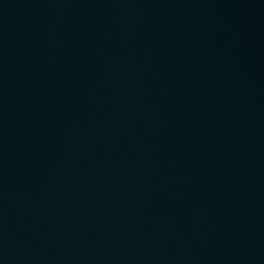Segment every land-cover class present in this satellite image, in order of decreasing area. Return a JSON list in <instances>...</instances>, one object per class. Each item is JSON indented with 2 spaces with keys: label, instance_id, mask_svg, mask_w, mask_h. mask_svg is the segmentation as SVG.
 <instances>
[{
  "label": "water",
  "instance_id": "obj_1",
  "mask_svg": "<svg viewBox=\"0 0 264 264\" xmlns=\"http://www.w3.org/2000/svg\"><path fill=\"white\" fill-rule=\"evenodd\" d=\"M0 264H264V0H0Z\"/></svg>",
  "mask_w": 264,
  "mask_h": 264
}]
</instances>
